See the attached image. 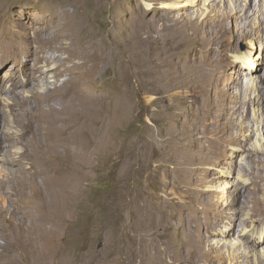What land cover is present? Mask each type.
<instances>
[{"label": "rangeland", "instance_id": "rangeland-1", "mask_svg": "<svg viewBox=\"0 0 264 264\" xmlns=\"http://www.w3.org/2000/svg\"><path fill=\"white\" fill-rule=\"evenodd\" d=\"M213 1L200 0L196 8L193 0H0V264H180L183 220V233H196L198 223L220 215L233 185L256 181L261 170L264 176L245 154L230 179L221 177L233 170L229 164L191 172L190 159L203 152L178 135L202 128L212 114L239 125L245 111L235 113L234 90L223 98L235 80L232 70L215 74L206 66L204 88L190 77L191 20L215 12ZM183 14L189 24L180 22ZM248 43L239 40L238 50L259 58ZM257 74L263 76L264 67ZM244 76L242 87L254 100L259 92L248 90ZM217 77L224 79L219 86ZM255 104L251 120L257 123L261 103ZM262 139L258 131L249 146L264 147ZM210 169L219 174L210 176ZM164 203L171 215L162 213ZM209 232L200 234L202 248L213 238L212 245L226 241ZM247 238L241 245L229 240L237 252L231 257L243 244L248 250ZM188 245L184 264H204L203 257L192 262L202 248Z\"/></svg>", "mask_w": 264, "mask_h": 264}, {"label": "bare ground", "instance_id": "bare-ground-1", "mask_svg": "<svg viewBox=\"0 0 264 264\" xmlns=\"http://www.w3.org/2000/svg\"><path fill=\"white\" fill-rule=\"evenodd\" d=\"M206 2H207V0H206ZM236 3L240 4L241 7L237 8ZM213 4H214L213 9H214V11L215 10L216 11L213 12V10H212V12H209L208 14L206 13L207 16L204 18V20L200 21L199 20L200 17H198L197 14H196L197 16L193 20H191V32L188 34L190 37V40H189V42H187L185 44V47L191 48V52H193V54L195 55L193 72L190 74V77L193 79V81H195V85L197 87H203L204 88L205 86H207L209 84L208 81L205 82L202 79L203 69L206 66H208L209 70L214 72L215 74H217L222 69H224V71L232 70L233 73H235V80H233V82L230 85L228 84L229 85L228 89L223 94V98H228L229 96H231V90H234V92H236V95H237V97H236L237 100H235V101H237V104H236L237 111H235V113H241L242 109H244L245 111L243 113V116L241 117V121L239 122V125L234 123V121H235L234 119H233L234 121H232V122H224L222 120V118L220 117V115L212 114L210 116L209 120L207 121V123L203 122L205 125H203L202 128H198L197 126H194L195 127L194 128L192 126L191 132H188V133L183 132L182 135H181V133H179L178 135H179V138L181 140L182 139L183 140L189 139L192 142V144H194L197 147L198 151L203 152L202 157H200L198 159L197 158L190 159L189 165L191 167V172H195L201 166H205L207 164H213L215 166H219L222 164H229L233 167V170L231 172L222 173V175L221 174L220 175H221V177H224L226 179H230L234 176V174L236 172V166H238L237 158L239 157V159H240V157H243L240 154H245L247 159H251L252 162L254 164H256L259 168L264 169V160L262 159V156H264V147L259 148L256 146H252L253 144L251 146H249V142H252L253 137L255 136L256 133H258V131H263V135H264V75L262 74L263 76H259L257 74L258 70L261 67H264V46L258 47V45L261 44L262 41H264V0H214ZM199 5H200V0H193L191 6H196V8H197ZM259 8H262V10H260ZM198 11H199V9H198ZM202 13H200L201 16H202ZM184 14L179 17V19L182 20L180 22L181 23H184V22L188 23V20L191 18H189V19L186 18V16H184ZM193 14H191V15H193ZM185 25L184 24L182 25V27L184 26V29H185ZM188 28L190 29V27H188ZM182 29L183 28H181L180 30H182ZM185 31H186V29H185ZM227 35L232 36L233 41H231V42L226 41L225 37ZM182 37H186V35H184V33H183ZM241 39H243V40L248 39V42H249L248 45L251 47V49L254 52H258V50H259V52H261L260 56H258L259 58H256L253 53H249V54L244 56L240 52V50H238L237 44H238V41ZM163 41H164V39H163ZM154 43H155V41H154ZM39 60H40V58L38 59V61ZM244 74H246V76H247L246 78L250 79V83L248 82L249 83L248 90H252V92H253V90L259 92V95L253 94V95H255L254 100L247 97L248 91H245L242 87V79L245 78ZM215 81H216V86H219L220 84L223 83L224 79L222 80L221 77H219V78L217 77L215 79ZM254 82H256V85L253 84ZM214 90L215 89L213 87V91ZM216 93H217V91H216ZM48 96L49 95H47V97ZM251 96H252V94H251ZM38 97L39 96H37V98ZM255 102H258V104L261 103V105H260L261 113H259V115H257L258 116L257 123H254L251 120L252 119L251 107L253 104H255ZM174 107H176V106H174ZM256 113H258V112H256ZM41 115H42V113H41ZM180 115H183V114L182 113L177 114V116H179V117H180ZM193 116H194V114H193ZM238 120H240V119H238ZM237 123H238V121H237ZM254 124L258 125L257 131H256V129L254 130V126H255ZM237 129H239V133L236 132ZM246 130L251 131V132H250V134L248 133L249 134L248 136H247V132H246V137L244 139H242L241 133L243 134V132H245ZM255 131H256V133H255ZM243 136H244V134H243ZM204 141L206 143H208V145H209L208 148H206L203 145ZM262 141L264 142L263 139H262ZM7 144L9 145V143H7ZM30 144H31V142H30ZM262 145H263V143H262ZM260 146H261V144H260ZM2 147H3V145H2ZM23 158L24 157H22L18 160H21ZM244 167H246V166H244ZM251 167H252V165H251ZM238 168H239V172H242L243 170H245L242 167V165H240V167H238ZM261 171H260V174L257 176V178L253 179L256 181L251 182L249 184L237 183V184L233 185L232 186L233 187V191H232L233 192V194H232L233 198L231 200H228V202L225 205H223V209L221 210L220 215L217 213L219 216L212 218L213 220H209L210 218L207 219L208 218L207 217L206 218V221H207L206 226H204L205 224L203 226H199L198 225L199 223H198L197 224L198 227L195 229L197 231L196 233H194V232L192 233V232H190L192 230H188L186 232L187 234L185 235V233H183V232H185V228H184V222L185 221L182 219L183 220V227L180 230L181 237H182V242H181L182 244L178 243V259L179 260H177L180 264H184L188 260V258H187L188 255H186L184 253L185 245L190 244V246L194 250L197 248H199V249L202 248L200 234H202L204 231H208V232L210 231L209 233L211 234V236L213 235V237H215L217 239L220 238L221 240H226V241L225 242L223 241L222 243L219 242V244H218V242H215L214 245H212L211 242H213V239H214L213 238L210 243L207 242L206 245L204 244L205 246L202 248L201 252L198 253L200 256L199 257L194 256L195 258L192 259V262H198L200 260V257H203L206 260V262L204 264H264V176H262ZM180 172L184 176H187V177L191 176V173L185 168L181 169ZM258 173L259 172H257V174ZM209 174L212 177H216L219 173H218V171H216V169H213V170L210 169ZM207 183H210V182H207ZM183 185H181V183H180V186L177 185V188L183 189L184 188ZM240 185H241V187H240ZM189 186H191V185H189ZM189 191L187 190L186 192H189ZM3 193H4L3 189L0 186V201H2V199L4 197ZM207 194L210 195V193H207ZM209 195H208V198H209ZM166 196L170 197L169 195H166ZM228 196L230 197V195H228ZM190 198H192V197H190ZM204 198H206V197L204 196ZM189 202H191V200ZM201 202L203 203V201H201ZM196 203H198V202H196ZM202 203H201V206H202ZM164 205L165 206H162L163 207L162 213H164L165 216L171 215L172 212L169 211V209L166 207L167 203H164ZM196 205H198V204H196ZM178 206L180 209L181 208L180 204ZM195 209H197V207ZM248 209L250 211L249 213H247ZM243 211H245L244 219L241 218ZM199 216H197V217H199ZM206 216H209V215L207 214V215H205V217ZM162 218H163V215H162ZM180 218H181V216H180ZM194 221L197 223L198 220H196V218H194ZM33 223H34V221H33ZM187 223H189V222H187ZM41 224H42V222H41ZM41 226L42 225H40V227ZM167 229H168V227H167ZM174 230H175V228H174ZM40 232H42V231H40ZM39 234H41V233H39ZM42 235L43 234H41V236ZM245 236H248V238H247V240H248L247 245L248 246H246V249H248V250H246V251L244 250L245 246L243 244L242 245V247H244L243 251L241 253L238 252L239 254H237V256L235 258L231 257L230 254H231V251L233 252V250H232L233 248L230 249L231 248L229 245L230 243H228V242L232 241V243H233V241H236L237 245L238 244L241 245V243H238V242H241L242 240H244ZM19 241H21V240H19ZM28 241H29L28 257L30 260H32L34 258V252H35L34 240L30 236V237H28ZM43 242H45V241H43ZM18 245H16V246H18ZM237 245H236V247H237ZM26 246H25V248H26ZM0 247H2V246H0ZM242 247H241V250H242ZM193 249H190V250H193ZM237 249H239V247ZM261 249H263V251ZM234 250H236L235 246H234ZM16 251H17V249H16ZM224 251H226V253H227L226 255L224 254ZM255 251H259V252L256 253V255L253 258V256H251L252 255L251 252L255 253ZM235 253H237V252H235ZM228 255H229V257H228ZM12 260L10 262H12ZM12 263H15V262H12ZM17 264H18V262H17Z\"/></svg>", "mask_w": 264, "mask_h": 264}, {"label": "trees", "instance_id": "trees-1", "mask_svg": "<svg viewBox=\"0 0 264 264\" xmlns=\"http://www.w3.org/2000/svg\"><path fill=\"white\" fill-rule=\"evenodd\" d=\"M110 187H111V186H109V185H106V186H104V188H105V191H106V192H109V191H110V189H111Z\"/></svg>", "mask_w": 264, "mask_h": 264}]
</instances>
